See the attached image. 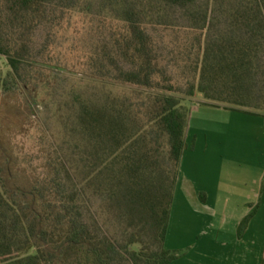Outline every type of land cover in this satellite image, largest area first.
<instances>
[{"label":"trees","instance_id":"trees-1","mask_svg":"<svg viewBox=\"0 0 264 264\" xmlns=\"http://www.w3.org/2000/svg\"><path fill=\"white\" fill-rule=\"evenodd\" d=\"M0 55L5 91L46 68L144 92L70 89L59 117L70 151L55 145L21 192L0 167V264L176 260L165 241L184 98L264 112V0H0Z\"/></svg>","mask_w":264,"mask_h":264},{"label":"rangeland","instance_id":"rangeland-1","mask_svg":"<svg viewBox=\"0 0 264 264\" xmlns=\"http://www.w3.org/2000/svg\"><path fill=\"white\" fill-rule=\"evenodd\" d=\"M41 39L40 35L39 40ZM58 51L64 52V49L60 47ZM42 69L40 74L37 73L39 79L28 86L21 82L12 91L0 89V167L4 168V172L9 175L10 183L16 188L31 185L29 181L32 182L33 175L36 176L49 168L48 161L51 160L55 145L59 149L62 147L64 152L65 149L68 150V145L63 139V123L59 117L65 112L64 102L71 99L68 94L70 89L92 93L109 89L114 94L131 95L135 100L144 93L143 90L134 87L72 76L67 72L55 76L54 80L51 70ZM9 70L7 58L0 55V78H4ZM60 101L62 111L58 108ZM184 104L190 108L186 146L173 196V201L175 196H178V199L175 205L172 203L170 227L168 226L170 235L169 240L165 241V247L174 244L178 250H170L178 253L179 257H184L181 261L183 264L184 262L205 264L204 256L200 259L194 257L196 254L202 255L198 250L202 248L205 233L208 231L204 222L205 210L202 205L182 204L179 198L194 194L202 196L205 191L212 197L219 196L221 195L219 185L223 179L239 184L240 188L237 187L238 192L235 196L241 195L240 191L242 188L245 189L246 185L251 189L257 171L264 168V132L261 118L248 115L244 109L243 111L238 108L231 109L222 103L209 101L202 95L185 97ZM243 149L247 150L248 157L237 154V151ZM223 151L224 153L230 151L234 156L223 158ZM252 164L253 172H247ZM186 178L190 179L189 188H184L182 184ZM231 190L236 191L234 186ZM232 206L237 208L239 205ZM244 206L250 208L253 205ZM173 207L175 212H172ZM258 210L261 215L262 242L264 203L259 205ZM112 227L119 236L123 230L120 222L113 219ZM191 244L197 245V248L192 250ZM135 246L137 248L138 243ZM187 257H192V261Z\"/></svg>","mask_w":264,"mask_h":264},{"label":"crops","instance_id":"crops-1","mask_svg":"<svg viewBox=\"0 0 264 264\" xmlns=\"http://www.w3.org/2000/svg\"><path fill=\"white\" fill-rule=\"evenodd\" d=\"M224 106L231 109L235 108L229 105ZM238 109L243 111V108ZM244 112H247L250 116H257L258 118H261V127L264 132V112L245 109ZM237 152V154L248 157L247 150L243 149ZM225 156H234V154L230 151H226L225 153L223 151L222 157L224 158ZM247 172H253V164ZM260 179H262V182H260ZM252 183L254 185L251 186V189H249V185H246L245 189L242 188V191L239 190L241 195L235 196L238 192L237 187L240 188L239 184H233L232 182L227 181V179H223L219 185L221 192V195L219 196L212 197L211 194L205 191L202 196L194 194L192 196L183 195L179 198L182 204L202 205L205 210L204 222L208 231L205 233V241L202 248L198 250V253L202 252V255L200 256L199 254H196L194 257L200 259L204 256L203 261L205 264L264 263V233L262 235L263 240L261 242V215L258 210L259 205L264 203V168L257 171L255 180H253ZM182 184L184 188L191 187L190 179L188 178H186V181ZM233 186L236 189L235 192L231 190ZM177 199L178 196H175L173 205H175ZM217 204L221 206H214ZM234 204L239 206H237V208H233L234 206L232 205ZM248 204H252L253 206L250 208L248 206H244ZM172 212H175V207H173ZM169 227L166 241L169 240ZM171 245L166 246L167 249L178 250V248L173 246L174 244ZM190 247L192 250H195L197 245L191 244ZM179 256L178 259L168 264H183L181 261L184 257ZM187 258L192 261V257ZM184 264H194V262H184Z\"/></svg>","mask_w":264,"mask_h":264}]
</instances>
